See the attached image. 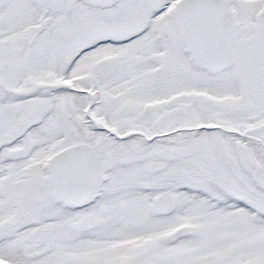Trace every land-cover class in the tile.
<instances>
[{"label":"snow or ice","instance_id":"6c2138e0","mask_svg":"<svg viewBox=\"0 0 264 264\" xmlns=\"http://www.w3.org/2000/svg\"><path fill=\"white\" fill-rule=\"evenodd\" d=\"M0 264H264V0H0Z\"/></svg>","mask_w":264,"mask_h":264}]
</instances>
